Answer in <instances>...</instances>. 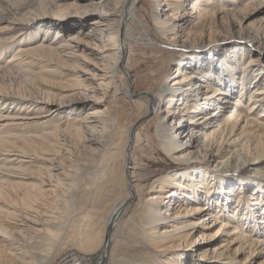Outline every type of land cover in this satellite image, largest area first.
Wrapping results in <instances>:
<instances>
[{"label": "bare ground", "instance_id": "6f19581e", "mask_svg": "<svg viewBox=\"0 0 264 264\" xmlns=\"http://www.w3.org/2000/svg\"><path fill=\"white\" fill-rule=\"evenodd\" d=\"M4 1L17 7H26L28 3L33 9L24 18L3 20L0 32L5 36L0 37V42L6 41L8 45H0V71L24 68L27 74H23L33 83L42 76L30 69L32 63L46 60L70 74L61 75L69 79L60 82L64 85L58 95L47 89L38 92L34 89L37 96L28 97L27 93L20 94V86L17 92L9 94L5 91L6 83H0V264H48L64 245L72 247L73 252L61 256L59 264H118L114 253L123 247L115 246L111 257L108 251L111 229L128 211L131 200L142 195L138 185L132 184L128 167L124 177L130 193L110 211L103 236L100 225L89 217L87 209L78 208L70 196L64 197L61 186L67 184L65 178L72 177L73 170L69 169L72 163L67 162L72 160L78 146L99 156L96 160L102 168H93V179L105 175L114 156L111 141L105 146L103 137L107 128L112 125L115 131L118 128L113 105H93L112 97L118 90L116 77L128 74L123 65L125 37L130 35V28L137 34L143 35L145 31L133 11L135 0ZM151 1L155 6L161 5L160 12L157 8L153 15L154 26L172 47L178 42L198 45L200 36L190 34V30L183 35L187 16L199 21L208 12V6L220 5V0ZM70 14L76 17H68ZM89 15L97 16L89 28L82 29ZM29 24L33 25L32 31L22 33L23 36L17 37L20 40L14 41L16 32ZM75 26H79L78 30H74ZM259 30L252 38L257 49L262 44L264 47V35ZM50 33L54 36L48 37ZM10 51L13 52L8 53L3 63L1 56ZM183 60L173 61L175 71L167 80L168 88L163 85L153 95L146 94L147 100L142 99L145 94L140 96L146 101V113L150 104L156 118L165 113L156 129L165 154L190 166L157 179L156 189L149 193L138 215L137 227L141 242L159 258L140 264H158L159 259L166 264H204L199 260L208 259L216 264H264L263 75L257 72L247 79L248 67L238 65L233 69L230 62L235 60L231 59L226 60V67L231 69L222 72L211 67L204 78L186 71L188 62ZM247 64L253 67L255 60L248 58ZM154 97L159 100L157 105L152 104ZM231 97L235 101L228 108ZM89 105L91 108L82 113ZM211 107L215 111L207 112ZM63 112L65 116L50 126L48 122ZM35 123L42 124L39 132L25 130L26 125ZM13 125L19 126L15 132L11 130ZM134 127L129 129L123 149L127 165L130 136L132 141L139 136L136 133L133 137ZM168 131L172 134L168 135ZM231 157L240 160L230 167L227 162ZM195 162L201 165L194 167ZM246 164L254 166L253 178H228L229 172L235 173ZM235 174L240 176L242 172ZM70 186L68 183L65 188L68 194ZM236 187L240 190L236 191ZM58 191L61 195L56 197ZM160 202L162 207L158 208ZM62 206L66 213L61 216ZM174 207L177 209L171 215ZM44 241L39 249L38 244ZM203 241L207 244L201 246ZM38 249L44 254L38 255ZM196 253L199 260L194 257Z\"/></svg>", "mask_w": 264, "mask_h": 264}, {"label": "rangeland", "instance_id": "374dc122", "mask_svg": "<svg viewBox=\"0 0 264 264\" xmlns=\"http://www.w3.org/2000/svg\"><path fill=\"white\" fill-rule=\"evenodd\" d=\"M187 3L188 2H185L184 5L186 8L188 7ZM27 4L24 5L26 7H23V5L21 7H17V4H9V2L0 0V28L4 25V19H11L14 17L24 18L29 15V11L33 9V6L30 7V5ZM208 7V12L204 13L199 21H196V19L190 20L192 17L189 16H187L188 18L186 17L188 20L186 28L183 30V35H185L184 33H186L187 30H190V34L192 33V35L200 36L198 45L195 43V45L192 46L189 42L181 44L178 42L175 47H172L171 44H168L169 42L167 40L165 41L162 34L155 28L153 23L155 10L158 8L157 10L160 12L161 5L155 6L151 0H135L133 11H135L139 16L144 25L145 31L144 33L142 32V35L139 33L137 34L134 30H132V28H130V35L128 34L125 37L123 65L127 70L128 76L125 77V75H122L120 77H116L118 80V90L116 93L102 103H95L93 105H110V103L113 105V115H115L117 119L118 128L115 131L112 125L111 129L109 127L105 131V134L103 133V137H105L104 140L106 139L105 146H109L107 145V143H109L107 141H111L109 144L112 143L110 145L112 148H110L112 150L111 153L114 154V156L111 160H109V167H106L107 169H105V175L98 177V179H93L91 177L94 169L96 170L98 168L97 170H100V168H102V164L96 160L99 156L96 154L94 156L93 154L91 155V153L85 150L82 146H78L79 152L75 150L73 151L71 156L72 160L67 162V165L72 163L69 166V169L73 170V172L72 177L64 179V183L71 184L70 193L68 194L65 190L67 184L61 186L64 191V197L70 196L78 208H86L89 213V217L100 225L102 229L100 235L103 236L105 231V222L109 217L110 211L119 200L130 193L129 183L125 178L127 162L125 164L123 149L127 141L129 129L132 125L135 126L133 129V137L136 133L139 136L138 138H133L132 145L130 147L128 174L129 176L132 175V177H128L130 179L132 178V184L134 186L138 185V187L142 190V195H137V197L135 196L131 200L128 211L111 229V241L108 251L111 254L114 247H118L119 244H122L121 246L123 247V250L118 251L117 249V254L114 253V255L118 257V264H140L143 260H146L143 263H150L148 259L151 258L153 259L151 261L153 263L154 259L159 258L158 254L153 253L149 250V248L145 247L139 238L140 232L137 227L138 215L145 206L149 193L156 189L155 185H157V179L163 178L169 173L182 171L183 169L190 167L182 161H176L170 156H167L161 148V143L157 136L156 129L161 117L165 113L158 115L157 118L155 117V114H152L137 123L139 119L143 118L147 114L145 110L146 101L143 102L140 96L145 94L142 99L147 100V95H153L157 90L161 89L163 85L165 88H168L167 86L170 84L167 83V80L171 78V75L175 71L173 61L176 58H184L183 61L188 62V65H186L187 69H185L186 71L188 70L193 73V75L204 78L205 75L209 74L211 71V67H217L222 72L224 70L228 71L231 68L226 67V60L229 61L234 59L235 61L230 62V65L233 64V69H237L238 65H246L248 67V71L250 72L247 79L253 78V75L251 74L258 72L263 75L261 79L262 82H264V47L262 44V47L257 49V45L253 42L254 39L252 40L254 33L259 29L261 36L263 37L264 35V2L259 4V2H252L250 0H220V5H215V8H210V6ZM71 12L75 11L72 10ZM67 16L76 17L73 14ZM96 16L97 15H89L86 19H84L85 25L82 29L89 28L91 20ZM78 27L79 26H75L74 30H78ZM32 28L33 25L29 24L26 25L20 33L16 32V40L14 41H19L20 39H17V37L22 33L28 31L31 32ZM71 32H73V30L69 33ZM62 33L63 32H61V34ZM52 34L53 33H50L48 37H51ZM40 35L41 33L39 36ZM4 36L5 35L0 32V37L2 39ZM65 37L67 38V36ZM0 45L6 46L8 43L6 41H1ZM2 46H0V49ZM11 52L13 51L7 52L1 56L3 63H5V57H7L8 53ZM235 57H239V59ZM248 58L255 60V65L253 67L252 64H247ZM43 61L36 60L30 67V69L34 72H39L42 76V78L37 79L33 83L27 79V73L26 71L24 72V68H22L23 71L20 69L21 72L16 68L9 71H0V83H6L4 85H6L8 89L5 91L9 94H14V92H17L16 88L20 86L18 88L20 94H28V97L37 96L38 90L44 91L46 89L54 94H60V89L63 88L64 85L60 82L66 83L69 79V77L66 78V76L64 77L61 75H63V73L70 74V72L61 69L59 66H55L54 62L50 63L46 60ZM46 65L49 66L47 67ZM40 69H42V71ZM30 84L31 86H29ZM249 88L251 89V86ZM250 89L247 90V95H249ZM29 91L32 92V94ZM161 98H163V95L160 96V99ZM153 99L152 104L157 105L159 100H157L156 97ZM234 101L235 99L231 97L226 107L229 108L233 105ZM91 106L92 105L86 106L81 110V112L84 113L89 110ZM246 107L247 101L244 103L242 111L245 112ZM214 108L215 107L209 108L207 112H214ZM257 114L259 113L256 109L254 115L257 116ZM62 116H65V112H63L60 117L52 118L48 123L50 126H53L60 121L59 119ZM28 125L25 126V130L39 132V129L41 130L42 128V124L40 123ZM18 127V125H13L11 130L14 131L15 129L16 131ZM167 134L171 135L172 132L168 131ZM239 160L240 159L235 160V158L231 157L227 164L228 166L234 163L238 164ZM197 163L198 162H195L193 166L197 167L198 165H201ZM212 164L214 165L215 163ZM77 166L78 169L75 170ZM209 167L211 168V166ZM253 167L254 166L246 164L241 168H238L239 170L237 171L242 172L241 175L239 174L240 176L235 174L237 172L235 170V173L229 172L228 178L233 179L234 177L238 178L241 176L244 178H253V173H255ZM235 189L236 191L240 190L237 189V187ZM253 189L255 190L256 188ZM16 192L19 193V191ZM56 195H52L51 197L54 196L53 198H55V196H60V191H58ZM51 197L50 199H53ZM252 202L253 201H251V203ZM157 207H162V202H160ZM61 209L62 211L59 215L62 216L66 212H63V210H65L64 206H62ZM176 209L177 207H174V209L170 211V214L172 215ZM45 241L42 242L43 245L41 242L39 243L40 245L38 244L39 249L43 248L44 243L47 242ZM203 242L204 243H202L201 246L207 244L205 241ZM37 252L38 255L44 254L43 250H39ZM68 252H73V248L68 246L65 247L64 245L57 252L55 258L49 260L48 264H59L61 256ZM194 257L199 260L197 253ZM189 259L192 260L191 257H189ZM189 259L188 261H190ZM256 260L258 261L259 258ZM157 262H159L158 264H166V262L160 259L157 260ZM199 263L216 264L210 259L199 260ZM233 264L237 263L234 262ZM238 264H240V262H238Z\"/></svg>", "mask_w": 264, "mask_h": 264}, {"label": "water", "instance_id": "95a60500", "mask_svg": "<svg viewBox=\"0 0 264 264\" xmlns=\"http://www.w3.org/2000/svg\"><path fill=\"white\" fill-rule=\"evenodd\" d=\"M127 76H128V74H127ZM151 114H152V105L150 104V110L148 111V113H147L143 118L139 119V120L137 121V123H138L139 121H141L142 119L147 118V117L150 116ZM131 142H132V139H131V136H130V139H129V141H128V147H127V150H128V148H129V146L131 145ZM127 167H128V165H127ZM108 231H109V229H108Z\"/></svg>", "mask_w": 264, "mask_h": 264}]
</instances>
